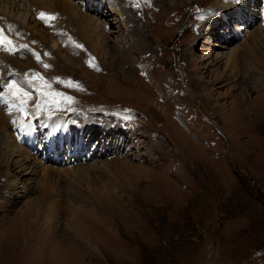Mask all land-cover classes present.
I'll return each instance as SVG.
<instances>
[{
    "label": "rangeland",
    "instance_id": "rangeland-1",
    "mask_svg": "<svg viewBox=\"0 0 264 264\" xmlns=\"http://www.w3.org/2000/svg\"><path fill=\"white\" fill-rule=\"evenodd\" d=\"M67 1L103 40L47 4L13 5L27 27L0 10V62H24L0 149L29 156L15 182L0 165V264H264V0Z\"/></svg>",
    "mask_w": 264,
    "mask_h": 264
},
{
    "label": "bare ground",
    "instance_id": "bare-ground-1",
    "mask_svg": "<svg viewBox=\"0 0 264 264\" xmlns=\"http://www.w3.org/2000/svg\"><path fill=\"white\" fill-rule=\"evenodd\" d=\"M1 1V0H0ZM17 2H23V3H25L26 5H28L29 7H31L32 8V10L33 11H35L36 12V10H38L37 9V7L40 9L42 6H44L45 4H47V5H49L50 6V8L52 9H55V10H53V11H58V10H60L61 11V13H62V18H64V17H66V16H69V18H70V21H71V23H72V27L74 28V29H76V31L78 32V34L80 35V37H82L81 36V33H82V30L83 29H81L82 28V25H83V23H86L87 25H88V30H92V31H95L96 33H95V37H96V40H98L99 41V39L101 40L102 39V37H103V33H104V30H103V28L101 27L102 26V24L101 23H103V20H101L100 19V17L97 15V14H94L93 16H88V15H84L83 13H81L80 11H77L76 10V6H73V5H71L70 3H68V1L67 0H62V1H60V0H9L8 1V7H7V5H6V3H4L5 5L4 6H1L0 5V10L4 13V14H7V15H9V17H16L17 19H18V21H20V23L22 24V26H25V27H27L28 26V21H27V19H26V17H27V15L29 14V12L27 11V10H23V9H17L16 11L14 10V4L16 3L17 4ZM76 5V4H75ZM16 6V5H15ZM122 5L120 4V5H118L117 7H118V9L119 10H121V11H125V13H127L128 11H126V9L124 10V9H122V7H121ZM124 8V7H123ZM117 10V9H116ZM45 13V12H44ZM124 13V14H125ZM37 14H38V12H37ZM97 15V16H96ZM37 17V16H36ZM4 19V18H3ZM2 19V20H3ZM6 19V18H5ZM66 19H67V17H66ZM6 21H8V20H4V23L6 22ZM7 23V22H6ZM12 23V22H11ZM36 23H37V21H36ZM67 23V22H66ZM71 23H69L68 25H70ZM105 23V22H104ZM8 24V23H7ZM14 24H16V22L14 23L13 22V25ZM38 24V23H37ZM10 25V24H9ZM8 25V26H9ZM12 25V24H11ZM17 25V24H16ZM55 26H58V27H63L62 26V21H58V23L57 24H54ZM105 25V24H104ZM103 25V26H104ZM4 26V25H3ZM84 26V25H83ZM14 27V26H13ZM15 27H17V26H15ZM66 27V26H65ZM68 27V26H67ZM69 27H71V26H69ZM71 27V28H72ZM7 28V27H6ZM29 28V27H28ZM70 28V29H71ZM260 28V27H259ZM62 29V28H61ZM73 29V30H74ZM0 30H3L2 29V27H1V29ZM5 30V29H4ZM261 30V29H260ZM8 31V30H7ZM7 31H5V33L7 32ZM65 31V30H64ZM10 33V32H9ZM16 33V32H15ZM45 33V32H44ZM65 33V35L66 34H68V33H66V32H64ZM75 33V34H74ZM74 35H76V32H75V30H74ZM92 33V32H91ZM4 34V33H3ZM41 35V37H43V39L44 40H47L48 41V39H49V41H50V44L52 45V47L56 50V52H57V55H58V57H59V54H60V52H61V46H59V43H61V42H59L58 44H56L55 45V43L57 42V40L59 41V39H61V38H58L57 36L56 37H54V36H48V37H46L47 35H45V34H42V33H40ZM71 34H72V32H71ZM82 34H84V33H82ZM24 35V34H23ZM35 35V34H34ZM73 35V36H74ZM8 36H9V34H8ZM69 36H71L70 34H69ZM76 36H78V35H76ZM89 36V35H88ZM10 37V36H9ZM90 37H92V40H94V38H93V35L92 36H90ZM27 38V37H26ZM54 38H56V39H54ZM83 38V37H82ZM9 39V38H8ZM84 39V38H83ZM88 39V38H87ZM66 40H67V38H66ZM81 40V39H80ZM90 40H91V38H90ZM90 40H88V41H90ZM103 40V39H102ZM264 40V39H263ZM71 41V40H70ZM87 41V42H88ZM9 42V41H8ZM67 42V44L69 43L68 41H66ZM91 43V42H90ZM94 43V42H93ZM96 43V42H95ZM94 43V44H95ZM102 42H99V43H97L95 46L93 45V46H91V45H89V46H91L90 48L92 49V50H95V51H97V47L101 44ZM6 44H7V42H6ZM92 44V43H91ZM77 45V44H76ZM54 50V51H55ZM56 54V53H55ZM4 55V54H3ZM73 55V54H72ZM2 57V56H1ZM15 58H17V57H12V58H6L4 61L5 62H0V78H6L7 79V76H6V74H7V72H8V69L9 68H14V66H22L23 64H24V62L22 63H17V61H16V59ZM69 57L67 56V59H68ZM3 59V58H2ZM70 59V58H69ZM253 59V58H252ZM255 59V58H254ZM253 59V60H254ZM252 60V63H251V65L249 66V68H251V72H250V76H251V78H254L255 76L254 75H251V73H259L260 72V68H258L259 66V63H261V61H264V54H263V56H262V60H257V59H255L254 61ZM70 62V61H69ZM119 63V62H118ZM29 64V63H28ZM262 64V63H261ZM26 65V64H25ZM263 66V65H262ZM260 73H262V72H260ZM9 75V74H8ZM264 75V74H263ZM245 76V75H244ZM259 77H261V76H259ZM1 80H3V79H1ZM13 80V81H12ZM7 81H8V79H7ZM11 81L14 83V84H21V82H22V80H21V77L20 76H16L15 75V77H13V78H11ZM10 81V82H11ZM18 81H20V83L18 82ZM254 81V80H253ZM3 84H8V83H3ZM24 84V83H23ZM7 86V85H6ZM17 87V86H16ZM11 88L10 87H4L3 88V92H1V93H6L4 96H5V98L3 97V101L4 102H7L8 103V107L6 108V111H5V113H7L8 114V118L9 117H11V118H13L14 119V122L13 123H15L14 124V126L15 125H17L20 121V126L21 125H23V127L22 128H24L25 127V125H26V123L27 122H29L30 120V116H29V114H28V110L29 109H27V111L26 112H21V111H19L18 109H17V107L15 106V102L16 103H18V104H21L20 103V101L21 100H19V99H17V96L19 97L20 95H18V94H16L15 96H13V92H11V90H10ZM14 90V89H13ZM20 94V93H19ZM22 96V95H21ZM20 96V97H21ZM2 97V96H1ZM11 102V103H10ZM3 103V102H2ZM10 103V104H9ZM30 112V111H29ZM33 113V112H32ZM32 115V114H31ZM5 117L7 116V115H4ZM4 117V118H5ZM10 118V119H11ZM9 119V120H10ZM7 121H8V119H6ZM6 120H4V119H2V117H1V112H0V143H2V135L5 133V132H7V128H6ZM39 121H42V119L41 120H39ZM47 120H45L44 122L45 123H47L46 122ZM59 122V121H58ZM16 127V126H15ZM92 128H94V126L92 127ZM95 129H97V127H95ZM70 130H72V131H70ZM92 131V130H91ZM74 133L73 135H68L69 133ZM93 134H95V132H93ZM103 136H105L106 134L105 133H103L102 134ZM60 136L62 137V136H64V139H65V141H66V144L67 145H69L70 143V140H71V143H73V145H74V148H72V146H71V148L72 149H80L84 144H83V142H84V140H83V134L79 131H76V129H71V126H69L68 125V127H67V129L65 128V133L64 134H60ZM100 136V135H99ZM89 137H91L92 139H100V137H92V135L90 134L89 135ZM88 140V139H87ZM102 140H104V139H102ZM101 140V141H102ZM29 143H30V141H29ZM80 144H81V146H80ZM10 146L11 147H13L14 146V144L13 145H11V144H8V140H6V143H4L3 144V147L0 149V165L2 166V168H4V173L7 175V176H10V177H12L11 178V181H16L18 178L16 177V175H13V170H12V167L13 168H15V167H20L21 169L22 168H24L23 166H24V161H26L27 160V158L29 157L28 155H26V156H23V154H25L26 153V151L25 150H23V149H21L19 146H14V149H13V151H12V153L10 154L9 153V150H10ZM12 155V156H11ZM12 157V158H11ZM36 158V157H35ZM117 161V160H116ZM115 162V161H114ZM130 169V168H129ZM22 170H19V171H16V173L15 174H17V173H20ZM42 171H46V169H42ZM34 173V172H33ZM44 188L46 189V186H44ZM48 192V191H47ZM21 220V219H20ZM16 225H20V223H16ZM15 232V231H14ZM18 235V234H17ZM23 236V235H22ZM24 237V236H23ZM60 264V263H59Z\"/></svg>",
    "mask_w": 264,
    "mask_h": 264
},
{
    "label": "snow or ice",
    "instance_id": "snow-or-ice-1",
    "mask_svg": "<svg viewBox=\"0 0 264 264\" xmlns=\"http://www.w3.org/2000/svg\"><path fill=\"white\" fill-rule=\"evenodd\" d=\"M240 2H241V0H236V3H240ZM136 6L138 7L139 5L137 4ZM38 18L43 20L45 23H48L50 20L54 19L55 17L50 15V14H46L44 12H40V13H38ZM9 43H10V41H9ZM78 47H80V46L78 45ZM6 50L12 51L13 49H6ZM45 55H47V54H45ZM44 67L47 68V67H49V65H44ZM56 79H58V78H56ZM9 87L10 88H15L16 85L12 84V85H9ZM19 91L20 90L17 89V92H19ZM17 92H14L13 95H16ZM24 95L27 96V93H25ZM46 95H49V94H46ZM50 95H52V96H61L62 94L53 92ZM64 99H66L68 102H71V100H72L71 97H64ZM24 102L25 101L21 100V104H23ZM48 103H53V101H48Z\"/></svg>",
    "mask_w": 264,
    "mask_h": 264
}]
</instances>
